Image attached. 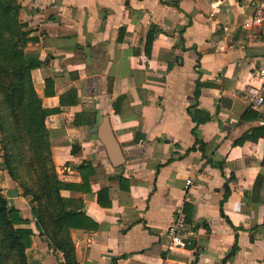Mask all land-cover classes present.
<instances>
[{
  "label": "crops",
  "instance_id": "obj_1",
  "mask_svg": "<svg viewBox=\"0 0 264 264\" xmlns=\"http://www.w3.org/2000/svg\"><path fill=\"white\" fill-rule=\"evenodd\" d=\"M18 2L41 63L33 89L58 111L44 119L51 162L80 188L60 192L86 219L69 231L77 263L264 264V139L243 140L264 124L248 99L264 72V0ZM104 119L119 167L98 139ZM33 206L17 187L21 228ZM177 212L186 247L169 251ZM30 240L28 264H64Z\"/></svg>",
  "mask_w": 264,
  "mask_h": 264
},
{
  "label": "trees",
  "instance_id": "obj_2",
  "mask_svg": "<svg viewBox=\"0 0 264 264\" xmlns=\"http://www.w3.org/2000/svg\"><path fill=\"white\" fill-rule=\"evenodd\" d=\"M20 10L18 0H0V134L4 138L0 141V170L9 172L22 195L34 203V223L30 229L21 228L26 221L8 207L0 193V264H28L25 251L31 247L30 238L34 235L43 237L53 250L61 253L64 264H78L69 231L86 229V219L70 208V201L63 199L60 192L80 188L60 182L51 162L44 119L58 111L44 110L33 89L31 71L41 63L25 53L29 39L18 20ZM45 85L50 87L51 81L46 80ZM259 138L264 139V124L243 140ZM89 168L90 165L83 164L78 170L86 174ZM102 193L105 191L97 197L101 207Z\"/></svg>",
  "mask_w": 264,
  "mask_h": 264
},
{
  "label": "built area",
  "instance_id": "obj_3",
  "mask_svg": "<svg viewBox=\"0 0 264 264\" xmlns=\"http://www.w3.org/2000/svg\"><path fill=\"white\" fill-rule=\"evenodd\" d=\"M258 79L261 85L257 88L251 86L248 89V99L250 101L251 107L254 109L264 107V72H259ZM190 184V181H186V185ZM183 228L184 221L182 215L177 212L174 222L167 229V236L169 238V251L185 249L186 243L183 239ZM165 264H168V262H165Z\"/></svg>",
  "mask_w": 264,
  "mask_h": 264
},
{
  "label": "water",
  "instance_id": "obj_4",
  "mask_svg": "<svg viewBox=\"0 0 264 264\" xmlns=\"http://www.w3.org/2000/svg\"><path fill=\"white\" fill-rule=\"evenodd\" d=\"M98 139L105 146L109 161L114 167H119L123 164L124 160L120 155L118 146L114 141L108 127L107 121L104 119L98 127Z\"/></svg>",
  "mask_w": 264,
  "mask_h": 264
},
{
  "label": "rangeland",
  "instance_id": "obj_5",
  "mask_svg": "<svg viewBox=\"0 0 264 264\" xmlns=\"http://www.w3.org/2000/svg\"><path fill=\"white\" fill-rule=\"evenodd\" d=\"M0 134V141L4 140V138H1ZM5 154V153H4ZM2 152L0 150V162H2ZM17 182L12 181L9 175V172H7L4 169L0 170V193L2 197L7 202L8 207H11L15 211H17ZM16 192V196H12L11 192ZM17 228V227H15Z\"/></svg>",
  "mask_w": 264,
  "mask_h": 264
}]
</instances>
